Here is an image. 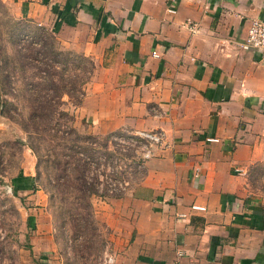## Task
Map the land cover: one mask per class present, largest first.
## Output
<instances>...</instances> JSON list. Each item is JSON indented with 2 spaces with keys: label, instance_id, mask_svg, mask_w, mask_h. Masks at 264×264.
<instances>
[{
  "label": "crops",
  "instance_id": "0c3cea01",
  "mask_svg": "<svg viewBox=\"0 0 264 264\" xmlns=\"http://www.w3.org/2000/svg\"><path fill=\"white\" fill-rule=\"evenodd\" d=\"M7 2L91 61L66 103L77 130L164 131L139 179L100 200L111 264H264V52L243 44L264 0ZM32 215L25 264H53L55 224Z\"/></svg>",
  "mask_w": 264,
  "mask_h": 264
},
{
  "label": "rangeland",
  "instance_id": "374dc122",
  "mask_svg": "<svg viewBox=\"0 0 264 264\" xmlns=\"http://www.w3.org/2000/svg\"><path fill=\"white\" fill-rule=\"evenodd\" d=\"M34 24L38 23L27 17L17 16L7 0H0V95L13 102L12 106L8 104L11 106L8 111L13 112V115L16 114L14 106L16 105L17 110H23L27 103L26 98L31 94L28 89L30 84L25 83L30 77L31 69L27 66L25 72H22L15 67L18 66L15 62L19 56L22 57V62L26 65L31 63L32 66L34 63L31 59L37 57L32 51L35 49L43 51L45 43H51V47L61 50L66 57V60L60 63L61 67H58L63 71L62 74L84 79L91 70L87 56L63 48L49 29L45 27L47 32L38 30ZM34 38L36 43L33 44L31 41ZM38 56L43 58V55ZM7 74L9 81L2 79ZM80 84L77 80L76 86H82ZM61 100L60 108L71 114L66 103L72 98L64 94ZM63 119L60 118L57 124H54L56 123L54 118L48 128L29 135L18 120L0 114V264H25L27 262L25 259L31 261L33 255L28 250L32 245L29 242L31 228L27 225V220H33L34 210L39 214L34 220H52L55 224L53 249L47 254L51 263L111 264L108 262V257L112 253L110 230L102 221L104 219L100 215L102 211L100 200L112 197L113 192L110 191H115L113 187L117 189H121L123 185L130 187L139 179L143 169L138 165L143 138L135 135L133 140H126L128 136H132L133 130L120 129L113 134L111 143L109 137L111 132L103 136L93 135L94 139L79 141L74 139L73 134L69 135L66 132L70 126L74 127L73 118L68 121ZM74 129L81 134H87L75 127ZM31 141L37 144L42 158L47 159V163L41 162L39 168L41 173L37 178L39 188L46 194L44 205L35 203L34 199L28 197L31 192H24V188L30 183V175L23 171L31 168L36 174L37 170V156L29 146ZM72 156L83 159L85 176L89 181H93L96 190V193L89 197L94 220L85 233L73 228L72 224L76 220L70 217L71 220L68 217L66 220H59L57 217L59 209L62 211L69 209L74 214L78 206H81L78 200L68 194L62 195L53 186L54 173L59 169L52 160L64 158L70 160ZM46 177L51 178L49 179L51 200L46 189L49 187ZM43 206L45 208H42L40 213L38 207Z\"/></svg>",
  "mask_w": 264,
  "mask_h": 264
},
{
  "label": "trees",
  "instance_id": "16d2710c",
  "mask_svg": "<svg viewBox=\"0 0 264 264\" xmlns=\"http://www.w3.org/2000/svg\"><path fill=\"white\" fill-rule=\"evenodd\" d=\"M34 25L38 30L47 32L44 26L40 24ZM31 42L33 44L36 43V38H34ZM50 45L51 43H45V49H43V51L34 48L35 50H33L32 53H34L37 57L31 59V62L34 63L32 66L31 63L29 65H26L25 62H22V57L20 56L15 62L18 65L15 67H18L22 72H25L27 66L31 69V73L29 74L30 80H25L26 84H30V87L28 89L31 94L30 96H27V103L24 105L23 110H17L15 105L13 109L16 114L13 115V112L8 111L11 108L13 102L6 97H1L0 95V114L18 120L21 126L27 131L29 135H32V133H36L38 130H45L46 128H48L54 118L56 119V123L54 124H57V121L60 118H64V121L72 119V115L69 114V112L60 108L59 105L60 103H62L61 97L64 94H67V96L72 98L73 102L78 103L82 97L83 89L82 86H76V82L78 80V83H81L80 85H83V83L89 78L91 72L90 70L88 76L84 79H79V77L65 76L64 74H62L63 71L59 70L58 67H61L60 63L64 62L66 60V57L61 52V50H56L53 48V46L51 47ZM38 55H43V58H38ZM59 56L64 57L60 58ZM76 56L80 57L78 55ZM88 62L91 64V61L89 59ZM15 67L13 69H15ZM23 74H21L22 77H24ZM8 76L9 74L3 76L2 79H7V81H9ZM75 91L77 94H75ZM8 104L11 106H8ZM66 132L69 135L73 134L75 140L84 141L87 138L94 139V136L92 134H81L77 132L72 126H70L69 129L66 130ZM94 142H96V140H94ZM103 145L104 144H102V146ZM29 146L37 156V170L34 176V178L37 179L41 173L39 169L40 164L41 162L47 163V159L42 158L41 154L38 152V146L36 143L31 141L29 142ZM61 155H63V153H61ZM70 158V160L69 158H64L63 160H52L55 167L59 169L54 173L53 180L55 181V183L53 186L62 195L68 194L70 197L78 200L81 206H78V210L74 214H72L69 209L63 211L59 209L57 210L59 213V215L57 214V217L59 220H66L67 217L69 220H76L72 224L73 228L77 229L81 233H85L88 232V228L91 226L93 222L92 220H94L92 214V204L89 197L91 196V194L96 193V190L94 189L92 183L93 181H89L85 176V166L83 159L78 156H72ZM70 163L72 164V166H70ZM68 169H70L71 171H68ZM46 178L47 184L49 186L46 189L49 193V199L51 200L52 193L49 180L51 178ZM120 194L121 192H113L111 195L119 196Z\"/></svg>",
  "mask_w": 264,
  "mask_h": 264
},
{
  "label": "built area",
  "instance_id": "2783aa9c",
  "mask_svg": "<svg viewBox=\"0 0 264 264\" xmlns=\"http://www.w3.org/2000/svg\"><path fill=\"white\" fill-rule=\"evenodd\" d=\"M243 44L245 46H251L259 48L264 52V19L260 18H252L247 27V32L244 37ZM153 56H159V53L156 50L152 51ZM116 131L110 133V143L112 142V136ZM138 136L143 138L142 140V151L140 154V161L138 165L143 168L145 161L152 155L153 146L161 143L164 139V131L162 129H154V130H133L132 136H128L126 140H133L134 136ZM126 186H121V189H117L113 187L115 191L110 192H124L126 190ZM111 190V189H110ZM193 208H204V206L193 204L191 205ZM111 256L108 257V262H111Z\"/></svg>",
  "mask_w": 264,
  "mask_h": 264
}]
</instances>
